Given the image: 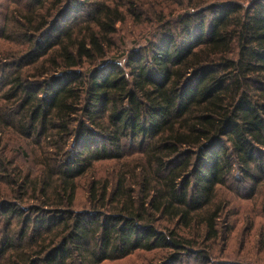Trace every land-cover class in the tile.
Wrapping results in <instances>:
<instances>
[{"label": "trees", "instance_id": "1", "mask_svg": "<svg viewBox=\"0 0 264 264\" xmlns=\"http://www.w3.org/2000/svg\"><path fill=\"white\" fill-rule=\"evenodd\" d=\"M233 206L264 215V0H0V264H244Z\"/></svg>", "mask_w": 264, "mask_h": 264}, {"label": "rangeland", "instance_id": "2", "mask_svg": "<svg viewBox=\"0 0 264 264\" xmlns=\"http://www.w3.org/2000/svg\"><path fill=\"white\" fill-rule=\"evenodd\" d=\"M138 33L126 25L123 27L121 36L126 41L125 48H129L140 41ZM123 47V48H124ZM260 199V198H259ZM261 201L257 200L259 205ZM235 203V202H234ZM229 218V224L224 225L220 230L221 237H225L224 233L229 227L228 237L226 240L225 253L220 256L226 261V263H244V264H264V262H256V259L261 256L264 259V217L260 215H248L245 213V209H234ZM221 244H223L221 242ZM220 245V244H219ZM155 259L152 258V254L142 253L136 256H132L119 263L110 264H154ZM179 264H201L193 259H184Z\"/></svg>", "mask_w": 264, "mask_h": 264}]
</instances>
